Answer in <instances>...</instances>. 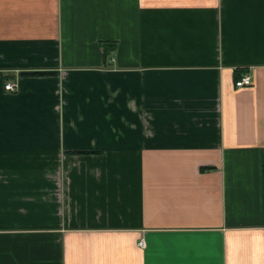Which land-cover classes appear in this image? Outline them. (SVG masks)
<instances>
[{"label": "crops", "instance_id": "obj_1", "mask_svg": "<svg viewBox=\"0 0 264 264\" xmlns=\"http://www.w3.org/2000/svg\"><path fill=\"white\" fill-rule=\"evenodd\" d=\"M0 264H264V0H0Z\"/></svg>", "mask_w": 264, "mask_h": 264}, {"label": "built area", "instance_id": "obj_2", "mask_svg": "<svg viewBox=\"0 0 264 264\" xmlns=\"http://www.w3.org/2000/svg\"><path fill=\"white\" fill-rule=\"evenodd\" d=\"M252 83L253 82L250 76H244L239 81L236 82V87L237 88L250 87L252 86ZM5 90L10 92H15L17 90V85L9 83L5 86Z\"/></svg>", "mask_w": 264, "mask_h": 264}]
</instances>
